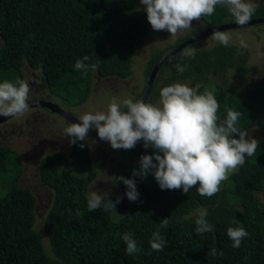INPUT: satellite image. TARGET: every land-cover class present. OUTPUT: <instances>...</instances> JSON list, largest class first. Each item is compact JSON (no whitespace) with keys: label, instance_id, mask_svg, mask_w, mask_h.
Listing matches in <instances>:
<instances>
[{"label":"trees","instance_id":"obj_1","mask_svg":"<svg viewBox=\"0 0 264 264\" xmlns=\"http://www.w3.org/2000/svg\"><path fill=\"white\" fill-rule=\"evenodd\" d=\"M143 1L165 7L177 0H0V95L27 100L26 65L41 70L50 91L71 106L87 102L95 72L130 77L154 22L150 9L140 7ZM195 12L204 29L154 50L148 77L176 45L210 27L264 18V5L231 10L226 1L211 0ZM203 38L160 67L158 73L172 65L166 86L185 80L198 86L152 127L148 142L129 144L139 170L116 173L117 193L90 197L97 170L81 138L70 154L56 151L42 159L39 176L53 193L44 221L53 255L36 228L38 197L20 185L18 152L0 146V264H264V139L235 148L264 118V82L242 94L211 79L229 66L242 79L249 68L228 43L189 51ZM156 95L154 89L137 113L150 112ZM206 140L214 152H207ZM227 158L242 162L224 188L220 171ZM73 159L88 173L70 171ZM116 208L124 213L115 217Z\"/></svg>","mask_w":264,"mask_h":264},{"label":"rangeland","instance_id":"obj_2","mask_svg":"<svg viewBox=\"0 0 264 264\" xmlns=\"http://www.w3.org/2000/svg\"><path fill=\"white\" fill-rule=\"evenodd\" d=\"M211 0H177L165 7H151L146 1L142 5L149 8L154 22L149 34L139 46L132 64V74L126 79L118 77L101 78L95 72L91 83V93L86 103L79 106L65 104L56 97L43 79L41 70H33L24 66L26 89L25 98L37 97L54 101L69 110L82 121L101 123L107 118H117L125 115L126 108L147 88L149 61L154 50H164L169 44L175 43L179 37L189 32L204 29L205 22L195 12V7ZM231 10L243 7L264 5V0H224ZM221 43L234 46L239 62H243L249 73L238 79L233 66L227 67L222 73H212L210 78L217 83L236 87L239 93L246 94L257 85L264 82V24L246 25L231 28L205 36L189 51L199 48H209ZM0 45L2 38L0 37ZM236 64V63H235ZM172 65L161 70L156 76L154 89L157 95L152 101V110L148 113H135L117 124L99 129L97 132L80 128L70 123L61 115L48 108L31 107L0 122V146L8 145L14 148L23 164L20 185L34 191L38 197L36 228L41 232L47 251L53 255L52 245L44 232V221L50 207L53 193L41 181L39 168L42 159L56 151L72 152L73 143L77 138L85 140L90 148L93 165L97 170V179L92 183L89 195L92 199H100L106 195L117 193L120 189L116 173L123 169L139 170L134 164L133 151L129 144L136 138L148 142L152 127L162 123L165 113L171 111L175 102L191 96L198 84L191 80L172 83L166 86ZM153 89V90H154ZM152 90V91H153ZM15 104L7 96L0 95V114ZM121 118V117H120ZM129 119V120H128ZM264 139V118L261 124L249 131L248 136L239 142L235 148L249 149L251 144ZM207 152H214L215 146L206 140ZM240 158H227L221 169L222 186L227 187L231 174L241 164ZM70 171L87 174L88 171L79 167L74 159L68 163ZM163 179L168 177L165 173ZM264 204V194H261ZM124 213L123 208H116L115 217Z\"/></svg>","mask_w":264,"mask_h":264},{"label":"water","instance_id":"obj_3","mask_svg":"<svg viewBox=\"0 0 264 264\" xmlns=\"http://www.w3.org/2000/svg\"><path fill=\"white\" fill-rule=\"evenodd\" d=\"M257 23H264V18L247 19V20L236 21V22H232V23H225V24H221L218 26L210 27L208 29H205V30L197 33L196 35L190 37L189 39L185 40L184 42L176 45L171 50L167 51L161 57V59L156 63L154 68L152 69V71L149 75V78H148L147 88H146L145 93L143 94L141 100L139 101V103L136 106H134L130 111H128L125 115L121 116V118H118L116 120H113V121H110L107 123H94V124H92V123L78 119L73 113H71L70 111L61 107L56 102L49 101V100H36V101H22V102H18L16 104H14L13 107H11L10 109H7L5 112L0 114V122L3 121L4 119H6L7 117L15 114V113H12V111L15 109H17L18 111H20V110L22 111L23 109H27L30 107H45V108L50 109L52 112H55V113L61 115L66 120H68L70 123H72V124H74L80 128H85V129H90V130H99V129H104V128L113 126V125L117 124L118 122H122V121L126 120L127 118H129L130 116L134 115L135 113H137L141 110V108L146 103L148 97L150 96V94L153 90L155 78L157 76V73H158L160 67L170 56L177 54L178 52L183 50L186 46L193 43L194 41L199 40V39H201L205 36H208L212 33L224 31V30L231 29V28H237V27H243L246 25L257 24Z\"/></svg>","mask_w":264,"mask_h":264},{"label":"flooded vegetation","instance_id":"obj_4","mask_svg":"<svg viewBox=\"0 0 264 264\" xmlns=\"http://www.w3.org/2000/svg\"><path fill=\"white\" fill-rule=\"evenodd\" d=\"M36 100H45L44 98L43 99H40L39 97L35 98V99H27L25 101H36ZM22 102V101H21ZM54 102V101H53ZM18 103V102H15V104ZM62 107V106H61ZM31 108V107H30ZM42 108H45V107H42ZM67 110V109H66ZM69 111V110H68ZM75 115V114H74ZM76 116V115H75ZM77 117V116H76ZM92 123V122H91ZM94 124V123H92Z\"/></svg>","mask_w":264,"mask_h":264},{"label":"bare ground","instance_id":"obj_5","mask_svg":"<svg viewBox=\"0 0 264 264\" xmlns=\"http://www.w3.org/2000/svg\"><path fill=\"white\" fill-rule=\"evenodd\" d=\"M18 112H21V110L18 111L17 109H15V110L12 111V113H15V114L18 113ZM15 114H13V115H15ZM13 115H12V116H13ZM9 117H11V116H9ZM9 117H7V118H9ZM7 118H6V119H7ZM4 120H5V119H4Z\"/></svg>","mask_w":264,"mask_h":264},{"label":"clouds","instance_id":"obj_6","mask_svg":"<svg viewBox=\"0 0 264 264\" xmlns=\"http://www.w3.org/2000/svg\"><path fill=\"white\" fill-rule=\"evenodd\" d=\"M64 108V107H63ZM90 123V122H89Z\"/></svg>","mask_w":264,"mask_h":264}]
</instances>
